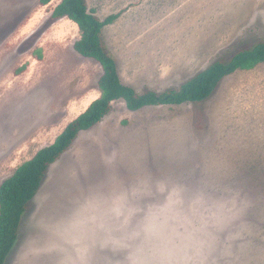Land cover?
Segmentation results:
<instances>
[{"label": "rangeland", "instance_id": "1", "mask_svg": "<svg viewBox=\"0 0 264 264\" xmlns=\"http://www.w3.org/2000/svg\"><path fill=\"white\" fill-rule=\"evenodd\" d=\"M59 2L0 0V186L44 148L40 130L100 95L102 67L74 50L78 26L51 20ZM87 4L120 15L104 45L138 94L178 90L264 43V0ZM6 264H264V63L203 103L114 102L50 166Z\"/></svg>", "mask_w": 264, "mask_h": 264}, {"label": "trees", "instance_id": "2", "mask_svg": "<svg viewBox=\"0 0 264 264\" xmlns=\"http://www.w3.org/2000/svg\"><path fill=\"white\" fill-rule=\"evenodd\" d=\"M53 0H39L48 6ZM119 15L104 21L89 10L87 0H62L54 9L51 20L69 19L77 24L81 38L74 50L81 57L96 61L103 70L98 81L102 92L99 99L74 121L51 146L40 150L31 160L20 166L0 186V264H6L19 237L22 219L30 202L37 196L50 166L56 163L72 146L83 131H89L101 123L112 111V104L124 101L129 111L137 112L147 107H179L207 101L219 83L237 71H252L264 63V43L244 49L227 61H217L178 90L162 93L146 91L138 94L135 89L122 83L117 64L103 44L102 31L112 25ZM22 68L20 72L24 71Z\"/></svg>", "mask_w": 264, "mask_h": 264}, {"label": "crops", "instance_id": "3", "mask_svg": "<svg viewBox=\"0 0 264 264\" xmlns=\"http://www.w3.org/2000/svg\"><path fill=\"white\" fill-rule=\"evenodd\" d=\"M54 1H57V0H54ZM53 2V1H52ZM51 2V3H52ZM62 2V0H60V2H59V4ZM58 4V5H59ZM88 5V4H87ZM89 9V8H88ZM89 10H94L95 11V16L97 17V11L94 9V8H92V9H89ZM114 15H118V14H114ZM109 16H112V15H109ZM108 16V17H109ZM120 16V15H119ZM108 17H106V18H108ZM100 21H104V20H101L99 17H97ZM69 20V19H68ZM71 21V20H70ZM116 23V21L113 23V24H115ZM112 24V25H113ZM77 25V24H76ZM112 25H109V26H107V27H105L104 29H103V31H102V41H103V44H104V40H103V35H104V31H105V29L106 28H108V27H110V26H112ZM81 38V37H80ZM77 42V41H76ZM104 47H105V45H104ZM114 58V57H113ZM115 60V59H114ZM115 62H116V64H117V68H118V73H119V76H120V79H121V81H123L122 80V78H121V75H120V72H119V66H118V62H117V60H115ZM260 66V65H259ZM258 66V67H259ZM257 67V68H258ZM123 83V82H122ZM125 85V84H124ZM127 86V85H126ZM130 87V86H129ZM100 90V89H99ZM101 95H102V92H101V90H100V95L95 99V100H93V101H91V102H86L87 100H84L82 103L80 102V103H77V106L78 107H80V109H81V113H80V115L81 114H83L89 107H90V105L94 102V101H96L97 99H99L100 97H101ZM69 99V98H68ZM60 102L61 103H59L60 104V106L61 107H63L64 106V101L61 99L60 100ZM75 104V103H74ZM76 105V104H75ZM74 105V106H75ZM70 110V109H69ZM80 115H78V116H80ZM77 116V117H78ZM77 117H75V119L77 118ZM75 119H72L71 121H69L64 127H60V128H57V129H55V127L53 128V125L52 126H50L49 128L48 127H46V129H44V130H40L41 132L40 133H38V134H36V137H35V140H34V142L33 143H42L43 141H46V145L44 146V148L45 147H48V146H51L52 144H54L55 143V141H56V139L63 133V131L66 129V127L72 122V121H74ZM41 129H43V128H41ZM51 132L50 133V140H47L46 139V136L45 135H47L48 134V132ZM31 132V131H30ZM29 132V133H30ZM34 132V131H33ZM32 132V133H33ZM83 132H86V131H83ZM82 132V133H83ZM28 133V134H29ZM43 148V147H42Z\"/></svg>", "mask_w": 264, "mask_h": 264}]
</instances>
